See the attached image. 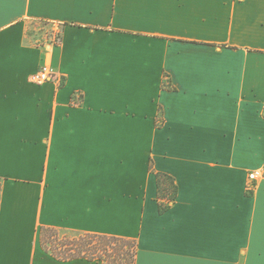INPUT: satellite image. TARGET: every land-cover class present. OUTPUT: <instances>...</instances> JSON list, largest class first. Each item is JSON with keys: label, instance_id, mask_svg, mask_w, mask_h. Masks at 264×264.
I'll return each instance as SVG.
<instances>
[{"label": "crops", "instance_id": "0c3cea01", "mask_svg": "<svg viewBox=\"0 0 264 264\" xmlns=\"http://www.w3.org/2000/svg\"><path fill=\"white\" fill-rule=\"evenodd\" d=\"M46 62L61 84L31 82ZM263 167L264 0H0V264H96L42 228L136 240L135 264H264Z\"/></svg>", "mask_w": 264, "mask_h": 264}, {"label": "trees", "instance_id": "16d2710c", "mask_svg": "<svg viewBox=\"0 0 264 264\" xmlns=\"http://www.w3.org/2000/svg\"><path fill=\"white\" fill-rule=\"evenodd\" d=\"M159 184V208L160 212H166L178 196V186L175 180L165 174L157 173ZM1 191V185H0ZM55 230L52 228H42L41 244L42 247L60 260L84 259L90 262H101L102 264H135L137 256V241L115 236L98 234H81V244H65V249L60 250V254L50 251L44 246V232ZM57 231V230H55ZM121 246L116 248V244Z\"/></svg>", "mask_w": 264, "mask_h": 264}, {"label": "rangeland", "instance_id": "374dc122", "mask_svg": "<svg viewBox=\"0 0 264 264\" xmlns=\"http://www.w3.org/2000/svg\"><path fill=\"white\" fill-rule=\"evenodd\" d=\"M28 34L33 37L36 43L45 46H57L61 42V32L55 25L42 22V21H29L28 22ZM253 186L251 184L249 193L252 194ZM82 235L75 233H67L55 230H46L44 232V246L53 251L54 253L60 254V250L65 249V244L71 242L81 244L80 241ZM121 246L120 243L116 244V248ZM96 264H102L101 262H95Z\"/></svg>", "mask_w": 264, "mask_h": 264}, {"label": "built area", "instance_id": "2783aa9c", "mask_svg": "<svg viewBox=\"0 0 264 264\" xmlns=\"http://www.w3.org/2000/svg\"><path fill=\"white\" fill-rule=\"evenodd\" d=\"M30 80L32 83L37 85H43L47 83L61 84L63 82V78L48 62L44 63L40 69L30 77ZM248 179L253 184L258 181H264V167L251 171L248 175Z\"/></svg>", "mask_w": 264, "mask_h": 264}]
</instances>
